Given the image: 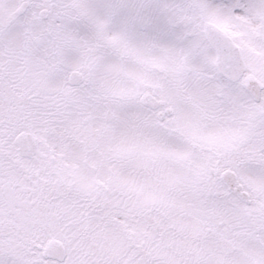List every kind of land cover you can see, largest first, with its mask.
<instances>
[{
  "label": "snow or ice",
  "instance_id": "1",
  "mask_svg": "<svg viewBox=\"0 0 264 264\" xmlns=\"http://www.w3.org/2000/svg\"><path fill=\"white\" fill-rule=\"evenodd\" d=\"M0 264H264V0H0Z\"/></svg>",
  "mask_w": 264,
  "mask_h": 264
}]
</instances>
